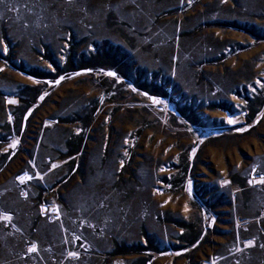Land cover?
<instances>
[{
  "label": "rangeland",
  "instance_id": "374dc122",
  "mask_svg": "<svg viewBox=\"0 0 264 264\" xmlns=\"http://www.w3.org/2000/svg\"><path fill=\"white\" fill-rule=\"evenodd\" d=\"M67 35L130 82L45 87L0 56V264H264V0L0 3L28 67L59 72Z\"/></svg>",
  "mask_w": 264,
  "mask_h": 264
},
{
  "label": "trees",
  "instance_id": "16d2710c",
  "mask_svg": "<svg viewBox=\"0 0 264 264\" xmlns=\"http://www.w3.org/2000/svg\"><path fill=\"white\" fill-rule=\"evenodd\" d=\"M233 4V3H232ZM253 18H255L254 15H252ZM257 18V17H256ZM245 23V22H244ZM230 26V24L228 23ZM246 27H245V26ZM238 24L237 27L247 30L248 32L252 34H256V26L255 25H250V23H245V24ZM72 34V33H71ZM63 42L65 45L68 47L65 48L66 52L62 51L60 55L63 57L62 60H64V66L62 63H59L57 59L55 58V55H53L50 50L47 48L44 50L43 57H46V59L50 60L51 66L57 68L58 71H52L51 69H48L46 67H41V66H32L28 67L25 62L22 60L18 62L16 57H14L15 50L10 47V44L7 41L3 40V43L7 48L6 55L3 54V51H0V56L4 58L9 65L12 67H15V69L27 73L29 76H31L33 79L41 83L43 86H49L55 84L61 77H66L69 76L75 72H81V71H93L95 73H102V70H105V68L109 65H112V68L114 67V63L105 62L104 55L98 54L95 56H92L91 58H88L85 53L82 54V57L78 58L74 52L75 48V38L73 35H67L65 38H63ZM105 48V47H104ZM68 49V50H67ZM1 50V49H0ZM106 50H108V47H106ZM4 55V56H3ZM78 59V60H77ZM61 62V61H60ZM105 62V63H104ZM109 71H113V69H109L108 67L106 68ZM105 72V71H103ZM116 72V71H115ZM116 78L121 80H128L129 78L126 75L123 74H116ZM130 82V81H129ZM44 87V88H45ZM22 87H17L14 92L16 96H19L21 98V103L26 104L27 110L34 107L37 104V101H35L37 98L40 99V97H44L45 91L44 88L41 89L40 94L38 93L39 90L37 88H34V94L32 93L30 95L29 92H27L25 89H21ZM27 88V86H26ZM37 92V93H36ZM29 94V95H28ZM36 95V97H35ZM39 96V97H38ZM37 99V100H38ZM181 114V113H180ZM126 252V251H125Z\"/></svg>",
  "mask_w": 264,
  "mask_h": 264
},
{
  "label": "snow or ice",
  "instance_id": "6c2138e0",
  "mask_svg": "<svg viewBox=\"0 0 264 264\" xmlns=\"http://www.w3.org/2000/svg\"><path fill=\"white\" fill-rule=\"evenodd\" d=\"M3 2V0H0V3H2ZM66 2H68V0H66ZM225 2V0H221V3H224ZM107 7V6H106ZM10 11H11V9H9ZM0 44H3V41L2 40H0ZM65 47H67V45H65ZM5 51H6V49H5ZM61 59H63V57H61ZM49 67H51V65H49ZM107 76H109V77H115L116 76V73H114V72H111V71H109V72H107V73H105ZM61 80L62 79H64V77H61L60 78ZM57 83H59V81H57ZM149 99H151L152 101H153V103L155 104V103H161V101L160 100H158V99H156L155 97H151V96H149ZM8 103H15V101H13V100H9V101H7ZM229 123H233V121H231V120H229L228 121ZM125 143H127V141H125ZM15 146H16V142L15 141H13V143L12 144H10L8 147L9 148H15ZM193 151H195V149L193 150ZM125 156H127V152H125ZM120 166L121 167H123V161H121V163H120ZM52 167H56V165H53ZM161 171H163V169H161ZM253 171H255V169H253ZM32 177L31 176H29L28 175V173H24V175L23 176H20V177H17V179L20 181V183H24L25 181H27V180H30ZM42 177L39 175V174H37V179H41ZM256 182H258V183H261V184H264V177H261L260 179H259V181H250V183H256ZM224 183H228V181H225ZM20 195L21 196H25L26 195V193H24L23 191H21L20 192ZM103 206V205H102ZM186 211H187V208L185 209ZM43 208H42V210H41V214H43ZM58 218V217H57ZM0 220H2V221H5V222H8V221H10V220H12V216L11 215H9V214H7V213H5V212H3V211H0ZM76 239H79V237H76ZM252 241H248L246 244H245V247H251L252 246ZM80 247H84V245H80ZM261 247H264V245H261ZM27 251H28V253H35L36 251H37V245L35 244V243H32L29 247H28V249H27ZM236 251H240V249L239 248H237L236 249ZM68 255L70 256V257H77L78 256V254L76 253V252H69L68 253Z\"/></svg>",
  "mask_w": 264,
  "mask_h": 264
}]
</instances>
